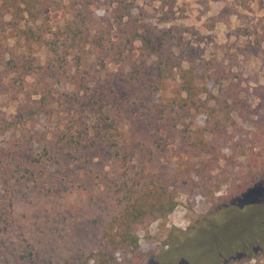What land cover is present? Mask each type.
Returning <instances> with one entry per match:
<instances>
[{
    "label": "rangeland",
    "instance_id": "obj_1",
    "mask_svg": "<svg viewBox=\"0 0 264 264\" xmlns=\"http://www.w3.org/2000/svg\"><path fill=\"white\" fill-rule=\"evenodd\" d=\"M58 1L49 20L0 11V264L89 255L131 175L179 189L136 227L143 264H264V0ZM231 84L244 108L211 116ZM178 164L205 170L176 184Z\"/></svg>",
    "mask_w": 264,
    "mask_h": 264
},
{
    "label": "trees",
    "instance_id": "obj_2",
    "mask_svg": "<svg viewBox=\"0 0 264 264\" xmlns=\"http://www.w3.org/2000/svg\"><path fill=\"white\" fill-rule=\"evenodd\" d=\"M61 2L58 0H1L0 11L13 16L16 22L26 20L27 22H36L40 19L49 20L55 12H61ZM46 10H48L46 12ZM153 38L145 37L144 42L148 48L154 49ZM166 72L165 70H163ZM162 71V74L164 72ZM181 91L185 92L187 97L183 100L182 106H187V100H194V85L192 73L184 71ZM223 88V85H221ZM241 91L237 86L228 85L226 89L218 90L216 95H210L207 101L214 100V105L209 107L210 115L214 116L217 110L223 114H230L232 111H238L244 108L245 103L240 96ZM208 104V102H206ZM7 125H0V130L7 128ZM230 124L226 120L217 119L214 121L212 131L209 135H225ZM73 137H71L72 139ZM202 151L207 150V141L200 140ZM71 141L67 145H71ZM75 149L79 150L81 143H75ZM186 164H188L186 162ZM189 167V164H188ZM175 175V182L179 184L180 179H187L191 173L199 174L205 170V165L200 164L194 171H181L178 164ZM144 177L131 175L124 179L116 195L119 197L115 204L114 212L109 216L108 221L102 229L101 236L95 241L94 249L85 257L70 264H143V258L139 259L138 253L141 249L140 239L136 234V227L142 224L150 216L160 218L168 217L176 208V193L178 188H172L168 183H157L153 187H148L143 181ZM201 189V196L213 200L219 187L214 190L207 187L205 183L198 184ZM181 189V186H180ZM5 201L0 200V207ZM1 220V217H0ZM264 224V223H263Z\"/></svg>",
    "mask_w": 264,
    "mask_h": 264
}]
</instances>
